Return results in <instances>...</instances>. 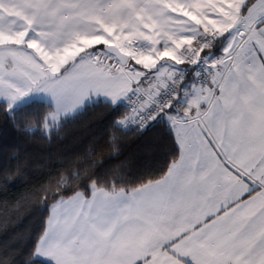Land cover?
<instances>
[{
  "label": "crops",
  "instance_id": "crops-1",
  "mask_svg": "<svg viewBox=\"0 0 264 264\" xmlns=\"http://www.w3.org/2000/svg\"><path fill=\"white\" fill-rule=\"evenodd\" d=\"M65 1L0 0V51L39 44L34 30L58 47H77L68 49L73 58L93 60L96 53L80 55L88 41L116 45L129 55L130 71L142 68L134 88L155 97L183 46L217 28L225 68L208 89L187 80L164 115L180 146L168 174L130 191L95 189L59 201L37 257L52 264H264V0L246 8L248 0H212L215 8L209 0H91L88 16L79 2L83 17L68 21L66 10L75 8ZM130 38L145 49L135 53ZM21 54L36 57L31 49ZM130 89L118 101L102 92L98 100L121 103Z\"/></svg>",
  "mask_w": 264,
  "mask_h": 264
},
{
  "label": "trees",
  "instance_id": "trees-1",
  "mask_svg": "<svg viewBox=\"0 0 264 264\" xmlns=\"http://www.w3.org/2000/svg\"><path fill=\"white\" fill-rule=\"evenodd\" d=\"M52 111L43 100L13 110L0 101V264H52L36 253L59 201L134 190L164 178L179 159L164 115L145 129L126 128L123 102L98 100L47 132Z\"/></svg>",
  "mask_w": 264,
  "mask_h": 264
},
{
  "label": "rangeland",
  "instance_id": "rangeland-1",
  "mask_svg": "<svg viewBox=\"0 0 264 264\" xmlns=\"http://www.w3.org/2000/svg\"><path fill=\"white\" fill-rule=\"evenodd\" d=\"M194 1L196 2V5L201 3V0ZM211 1L212 0H209L210 8H215V5H213ZM65 2L67 6L75 8V10L72 11L66 10L67 21L74 18L77 19L79 16L83 17L77 13L79 11V6L87 9L86 16H88L90 13L89 6L93 5V1L91 0H66ZM79 2L81 4L78 6ZM86 9L80 10L81 13L85 14ZM209 16L213 17V15ZM214 21L216 20L214 19L212 21V25H217L218 22ZM210 30L219 29L214 28ZM208 32L209 31H206L202 34ZM32 34L34 38L39 40V44L33 39L34 41L32 42L31 48H28L23 44L21 47L12 46L0 51V101L5 103L10 110H13L25 104L27 102L26 97L37 100L41 99L36 97H41L45 100L48 99L45 102L51 104L53 111L49 114L45 124L47 132H50L54 127L59 125L67 116L73 115L68 111H71V113L76 111L72 109H78L82 103H85L86 101H95V97H97L96 101H98V99H101L99 98V95L103 96L102 93L105 96L109 95L110 99L116 100L120 93L127 87L131 88L128 92L134 89L139 90L138 88H134L135 86L132 84V81L136 82L142 79V68L135 63L136 70L130 71L128 69L129 64L123 65L116 56L115 57L121 62L123 68H120L118 71H113L104 67L100 58L107 51L102 47H95L96 44L94 41H88L82 44V46L79 47L81 52H79L81 53L80 55L85 51L96 53L93 54V60L96 61V64L89 57L73 58L71 53L68 52V49L77 50V47L72 46L71 48H68L67 46L61 48L43 36V32L34 30ZM73 34H76V32L73 31L71 35L68 32V35L65 38L66 45H69L72 41L71 36ZM128 43L135 53L145 49L143 42L137 38L128 39ZM195 44L196 39L192 43L183 46L182 50L185 47L190 48V46ZM30 49L36 54L34 59L22 56L21 54V52L25 50L30 52ZM182 50V58L178 65L185 57L183 56L184 54ZM31 55H33V53H31ZM140 64L150 68L155 66L151 63L148 65L147 62L142 61H140ZM161 65L162 64L157 66L161 67ZM157 71L159 70L157 69ZM150 73L149 77L151 75ZM171 74H169L165 81H160V88L170 79ZM144 93L148 94L146 92ZM67 106H70V108L65 110V107ZM124 122L125 120L121 121V124L124 125Z\"/></svg>",
  "mask_w": 264,
  "mask_h": 264
},
{
  "label": "built area",
  "instance_id": "built-area-1",
  "mask_svg": "<svg viewBox=\"0 0 264 264\" xmlns=\"http://www.w3.org/2000/svg\"><path fill=\"white\" fill-rule=\"evenodd\" d=\"M220 30H209L196 38V44L182 50L184 60L173 70L170 79L161 86L157 96L134 89L126 94L123 104L129 110L124 127L145 129L160 116L165 115L175 103L178 91L187 80L193 79L202 89H208L216 75L224 72V57L220 49L223 38ZM104 67L113 71L123 68L112 54L100 58Z\"/></svg>",
  "mask_w": 264,
  "mask_h": 264
},
{
  "label": "water",
  "instance_id": "water-1",
  "mask_svg": "<svg viewBox=\"0 0 264 264\" xmlns=\"http://www.w3.org/2000/svg\"><path fill=\"white\" fill-rule=\"evenodd\" d=\"M108 53L116 56L123 65H127L129 62V55L123 52L118 46L116 45H107L104 48Z\"/></svg>",
  "mask_w": 264,
  "mask_h": 264
},
{
  "label": "snow or ice",
  "instance_id": "snow-or-ice-1",
  "mask_svg": "<svg viewBox=\"0 0 264 264\" xmlns=\"http://www.w3.org/2000/svg\"><path fill=\"white\" fill-rule=\"evenodd\" d=\"M39 254V253H38Z\"/></svg>",
  "mask_w": 264,
  "mask_h": 264
}]
</instances>
